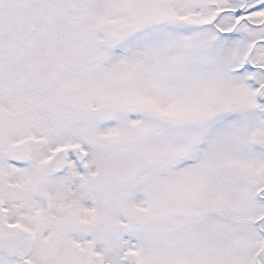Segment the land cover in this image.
Returning a JSON list of instances; mask_svg holds the SVG:
<instances>
[{"label":"snow or ice","instance_id":"obj_1","mask_svg":"<svg viewBox=\"0 0 264 264\" xmlns=\"http://www.w3.org/2000/svg\"><path fill=\"white\" fill-rule=\"evenodd\" d=\"M0 264H264V0H0Z\"/></svg>","mask_w":264,"mask_h":264}]
</instances>
